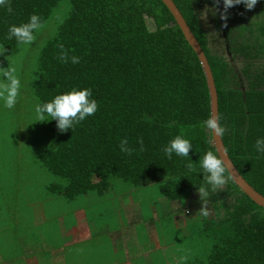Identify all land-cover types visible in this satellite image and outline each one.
<instances>
[{
	"label": "trees",
	"instance_id": "trees-1",
	"mask_svg": "<svg viewBox=\"0 0 264 264\" xmlns=\"http://www.w3.org/2000/svg\"><path fill=\"white\" fill-rule=\"evenodd\" d=\"M174 1L212 67L220 122L227 129L223 136L226 149L241 174L264 194V153L255 148L256 140L264 138V67L255 63L264 56V41L256 38L245 44L239 39L244 31L253 37L254 17L259 16L255 9L260 12V34L264 35V0H258L252 10L244 4L228 9L227 22L232 26L224 31L225 53L212 48L207 31L208 26L221 25L223 3L220 8L215 0ZM10 3L12 14L0 7V48L6 49L0 55V67L8 68L14 58L31 59L28 86L24 90L22 84L20 91L29 92L37 106L73 89L89 88L98 103L96 114L73 130L62 133L57 122L50 120L56 145L41 150L39 160L49 172L64 179L50 184V189L70 201L85 194L92 197L85 204H64L53 219H74L79 204L93 215L90 206L101 201L105 205L109 200L103 198L111 190L113 177L136 187L163 178L159 183L161 195L173 201L190 200L185 214L193 212V204L201 209L206 200L209 215L202 218L203 235L213 241L206 264H264V207L228 173V183L216 192L204 179L200 161L208 151L218 155L212 132L204 126L211 115L209 88L197 53L167 5L162 0ZM245 11L254 15L253 24H244ZM33 14L44 23L35 33L36 41L18 45L15 38L8 40L9 27L28 22ZM147 17L152 19V26ZM61 43L70 55L81 58L80 63L65 64L57 59ZM241 56L242 66L236 61ZM176 136L192 143L190 159L174 153L169 159L164 154L162 149ZM124 138L137 149L131 156L120 151ZM139 138L146 149L143 152L138 151ZM190 162L192 167L188 168ZM201 187L207 190L205 200L200 195L193 197ZM180 209L178 206L174 212Z\"/></svg>",
	"mask_w": 264,
	"mask_h": 264
},
{
	"label": "rangeland",
	"instance_id": "rangeland-1",
	"mask_svg": "<svg viewBox=\"0 0 264 264\" xmlns=\"http://www.w3.org/2000/svg\"><path fill=\"white\" fill-rule=\"evenodd\" d=\"M251 13V11L247 12V23H250L249 21L254 16ZM147 20L152 26V19L147 17ZM210 33L212 34L210 36L213 37L211 39L215 38V42L211 43L212 48L224 52L222 34L219 32ZM260 33L254 32L259 41H264V35H260ZM236 61L240 66L243 65L241 57L237 58ZM255 63L258 67H264V56L257 58ZM9 65L16 69V75L25 90L33 66L31 59L16 60L14 58ZM20 95L21 97L17 102L18 107L13 109L6 108L4 101L0 100V222L16 219L30 221L34 218H50L49 221L53 223L55 221L53 217L58 215L57 208L68 203L85 204L92 197L85 194L70 201L50 189V184L64 181V179L49 172L39 160L41 150L56 145V141L51 135L50 120L38 122L33 97L32 101L29 98V92L23 90L20 91ZM28 102H30L31 107L28 106ZM25 119L28 124L24 121ZM161 180L163 178L148 186L136 187L119 177H113L111 190L104 194L103 199H116L120 196L119 199L127 202V207L131 210L129 214L134 215V211L139 209L137 208L139 205L141 206V213L146 219L153 214V211L157 216L159 214L160 218L156 221V226L161 240L163 237L165 241L163 243L167 245L166 260L173 258L175 262H182V264H191L194 261V264H206L213 241L210 237L203 235L205 226L200 209L193 204V212L185 214L184 212L189 208L190 200L173 201L161 195L159 188ZM93 195L98 196L96 193ZM198 195L199 193H194L193 197L196 198ZM178 206L181 209L175 213L174 211L178 209ZM38 209L45 212H38ZM81 210L84 211V209ZM172 214L175 216L174 220H182L180 225L172 224ZM129 217L132 218L133 216L129 215ZM152 240L154 246L159 244L157 239ZM3 242L5 241L2 240ZM172 252H177L176 257H171ZM182 257H186V261H182ZM160 261L164 263V259Z\"/></svg>",
	"mask_w": 264,
	"mask_h": 264
},
{
	"label": "crops",
	"instance_id": "crops-1",
	"mask_svg": "<svg viewBox=\"0 0 264 264\" xmlns=\"http://www.w3.org/2000/svg\"><path fill=\"white\" fill-rule=\"evenodd\" d=\"M119 198L90 206L93 215L79 204L74 219L0 223V264H182L165 259L167 245L156 226L159 214L153 211L146 219L139 205L129 214L127 202ZM171 218L175 226L181 224V219ZM152 239L159 244L154 246ZM176 255L172 252L171 257Z\"/></svg>",
	"mask_w": 264,
	"mask_h": 264
},
{
	"label": "clouds",
	"instance_id": "clouds-1",
	"mask_svg": "<svg viewBox=\"0 0 264 264\" xmlns=\"http://www.w3.org/2000/svg\"><path fill=\"white\" fill-rule=\"evenodd\" d=\"M215 3L219 5L220 0H215ZM258 3V0H223V11L220 13V18L225 22L224 26H227L228 9L244 4L247 10H252ZM0 7H5L9 14L13 13L10 0H0ZM242 14V13H241ZM44 28V23L41 18L33 14L30 16L29 21L19 26L12 25L9 27L7 39L12 40L15 38L18 45H31L37 39L35 33L40 32ZM57 59L62 63H72L73 65L80 63V57L70 55L69 51L61 43L58 44ZM6 49L0 48V55H2ZM21 81L16 75V69L11 65L8 68L0 67V100L4 101V106L8 109H13L20 96ZM93 97V92L89 88L81 90L73 89L68 93L60 94L54 97L50 102L38 104L35 107L38 122H45L49 120H55L57 122V129L60 132H66L80 122L87 119L89 116H93L98 111V103ZM50 118V119H49ZM221 117L219 114H211L209 118L204 121V126L207 127L214 137L222 138L227 129L221 125ZM140 145V152L145 151L143 139H138ZM193 145L188 139H184L181 136H176L172 139L162 150L164 154L171 159L173 153L176 156L189 158V153ZM120 151L128 156H131L137 149H134L128 145L127 138L120 141ZM255 148L257 152L264 153V138L256 140ZM201 168L206 174L204 179L207 184L211 186V190L216 192L221 190L227 183L229 176L226 173L231 174L229 166L225 159L221 155H217L213 151H208L200 161ZM188 168L192 167L191 162L186 165ZM201 200H205L207 196V190L204 187L198 189ZM202 207L199 210L203 216H208L209 211L205 203H201ZM186 257H182V261H186Z\"/></svg>",
	"mask_w": 264,
	"mask_h": 264
},
{
	"label": "water",
	"instance_id": "water-1",
	"mask_svg": "<svg viewBox=\"0 0 264 264\" xmlns=\"http://www.w3.org/2000/svg\"><path fill=\"white\" fill-rule=\"evenodd\" d=\"M167 7L172 12L176 23L182 29L185 38L188 40L189 44L192 46L194 51L197 53L200 62L203 66V70L206 75L207 84L210 93V101H211V114H219V96L217 91V86L214 78V74L212 71V67L208 60L205 50L203 49L201 43L199 42L198 38L192 31L190 25L188 24L185 16L177 6L174 0H162ZM213 144L215 145L218 155H221L226 163L229 166V170L231 172V177L235 181V183L245 192L247 193L258 205L264 207V194L258 191L239 171L238 167L235 165L234 161L229 155L228 150L226 149L223 137H214Z\"/></svg>",
	"mask_w": 264,
	"mask_h": 264
},
{
	"label": "flooded vegetation",
	"instance_id": "flooded-vegetation-1",
	"mask_svg": "<svg viewBox=\"0 0 264 264\" xmlns=\"http://www.w3.org/2000/svg\"><path fill=\"white\" fill-rule=\"evenodd\" d=\"M222 0H220V3H219V7L221 8V6H222ZM232 13H233V11H231ZM245 13H246V11H245ZM255 13H258V15L259 16H256V18H254L255 19V23H254V32H256V31H258L259 33H260V31H262V29H261V24H260V21L259 20H261V16H260V12H256V9H255ZM247 16H248V14L246 13L245 14V18H244V24L245 25H247V24H253V21L254 20H250L249 22L250 23H247ZM210 19V18H209ZM224 21L223 20H221V25L220 26H218V27H207V31L208 32H212V33H217V32H219V33H221L222 34V37H223V39H222V46H225L226 44V42H225V38H226V33L224 32V31H227V29H228V27L227 26H232V25H230L228 22H227V26L225 27L224 26ZM234 26V25H233ZM221 31H223V33L221 32ZM244 34L245 35H240L239 36V39H240V41L241 42H244L245 44H250V43H252L253 41H255L256 40V36H255V34L253 33V37H249L248 35H249V31H244ZM210 35H212L211 33H210ZM261 35V34H260ZM211 37V36H210ZM211 38H213V37H211ZM213 42H215V38L214 39H211V43H213ZM232 53L229 51V55H231ZM262 57V55H260L259 56V58H261ZM241 58L242 59H244L242 56H241ZM251 60V59H250Z\"/></svg>",
	"mask_w": 264,
	"mask_h": 264
}]
</instances>
